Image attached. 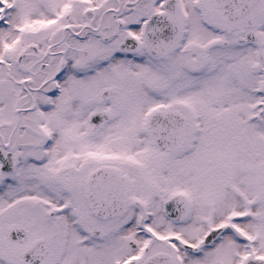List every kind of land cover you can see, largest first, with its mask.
<instances>
[{
    "label": "snow or ice",
    "instance_id": "6c2138e0",
    "mask_svg": "<svg viewBox=\"0 0 264 264\" xmlns=\"http://www.w3.org/2000/svg\"><path fill=\"white\" fill-rule=\"evenodd\" d=\"M0 264H264V0H0Z\"/></svg>",
    "mask_w": 264,
    "mask_h": 264
}]
</instances>
